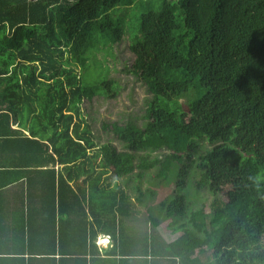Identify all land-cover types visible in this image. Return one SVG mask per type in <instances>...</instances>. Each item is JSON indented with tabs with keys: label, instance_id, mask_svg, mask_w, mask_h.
I'll return each instance as SVG.
<instances>
[{
	"label": "trees",
	"instance_id": "obj_1",
	"mask_svg": "<svg viewBox=\"0 0 264 264\" xmlns=\"http://www.w3.org/2000/svg\"><path fill=\"white\" fill-rule=\"evenodd\" d=\"M136 3L145 4L0 0V143L29 154L31 168L65 166L60 213L63 199L72 214L77 205L85 213V203L86 216H100L112 238L116 217L131 205L106 177L153 172L159 185L175 183L150 215L154 227L163 216L182 221L172 228L182 234L165 245L170 259L200 260L207 248L216 264H264V0H161L133 29L122 12ZM129 28L135 60L127 71L151 98L143 126L134 120L105 125L124 154L111 143H94L81 108L98 96L115 98V81L88 84L82 73L100 47L121 43ZM182 99L191 101L187 109ZM203 142L212 149L194 161ZM193 167L196 189L216 198L212 213L186 216L181 191ZM226 178L232 187L224 194ZM94 239L89 232L87 244ZM146 242L141 256L155 241Z\"/></svg>",
	"mask_w": 264,
	"mask_h": 264
},
{
	"label": "crops",
	"instance_id": "obj_2",
	"mask_svg": "<svg viewBox=\"0 0 264 264\" xmlns=\"http://www.w3.org/2000/svg\"><path fill=\"white\" fill-rule=\"evenodd\" d=\"M13 128L20 129L17 124ZM21 131L29 136L28 131ZM28 158L29 154L0 143V264H216L213 260L170 259L165 245L179 238L182 232L173 234L171 230L174 238L168 241L164 231L169 223L164 216L157 227L152 225L159 241L150 246L152 252L141 256L139 252L147 248L143 246L146 240L141 243V239H137L139 235L135 234L133 222L135 216L142 213L136 211V201L128 194L129 178H118L114 172L106 178L113 188L117 186L126 191L131 205L130 213L127 209L125 217H116L115 238L103 232L100 216H86L85 203V213L77 205L72 214L71 202L63 199L61 214L59 173L65 166L31 168L26 166ZM50 171H54L55 176ZM54 188L56 199L53 198ZM151 213L150 209L147 212L150 223ZM92 231L94 245H89L87 235Z\"/></svg>",
	"mask_w": 264,
	"mask_h": 264
},
{
	"label": "rangeland",
	"instance_id": "obj_3",
	"mask_svg": "<svg viewBox=\"0 0 264 264\" xmlns=\"http://www.w3.org/2000/svg\"><path fill=\"white\" fill-rule=\"evenodd\" d=\"M160 1L161 0H144L145 4L136 3L128 12L123 11L122 13L126 14V17H128L127 24L133 29H138L140 27V18L142 14L150 8V4L157 6ZM131 28L128 29L129 31L127 30L128 32L121 43L112 45V47L111 45L100 47L102 50H98L92 57V59H95L97 62H90V60L89 63L86 64L83 73L81 69H79L83 74L85 83L97 84L106 79L115 81L117 89L115 98L98 96L91 102L84 101L81 108L84 120L88 125V130L92 135L94 143L97 146L111 143L117 147L119 152L124 154H127V152L124 151L122 144L118 142L117 138L105 127V125L112 123L125 125L130 120H134L136 123H139L140 126H143V116L147 109L146 102L148 98H151L147 87L127 71L135 60V56L129 47L133 31ZM190 103V100H181L184 109H187ZM211 149L212 147L206 142L199 144V149L192 153V159L199 158V156L204 155ZM153 175L154 173L151 172L141 177L136 173V175L131 176L128 182V194L136 201V211L142 213V215H136L134 218L135 234L139 235L137 239L148 240L146 243L150 244L152 240L158 242L159 239L157 233L153 232L154 229L150 223V219L147 217V212L150 209H154V207L163 202L166 198L172 196L175 189V183H172L168 187L159 185ZM111 177H114V175ZM196 177H198V171H196L194 167L188 169L184 179L185 187L181 191V194L186 197L187 201L186 216H190L195 210L199 211L202 215L207 213V211L212 213L214 212V208L216 209L219 207L214 206L216 205V198H214V196L209 193L202 194L196 189L195 183L199 180ZM122 183L126 184V181ZM221 187L224 194L228 193L232 187V180L226 178ZM220 201L221 200H218L217 203ZM159 213L160 211L157 210L155 214L159 215ZM173 221L174 222L168 220L166 222L169 223V225H167V227L165 226L166 230L164 233L168 241L174 238V235L170 234L172 228L179 226L182 222L179 217L174 218ZM146 227H149V229H146ZM215 245L216 240L210 246L212 249H215ZM140 246L142 245L140 244ZM135 253L136 252H134V255L136 256ZM199 253L201 254L199 258L202 261H210V254L214 257V251L212 250L210 253V250L207 248L203 254L200 251Z\"/></svg>",
	"mask_w": 264,
	"mask_h": 264
}]
</instances>
